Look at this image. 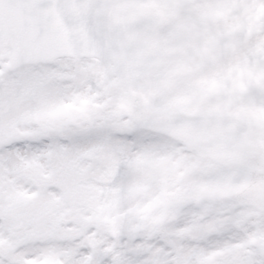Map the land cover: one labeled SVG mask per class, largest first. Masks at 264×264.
<instances>
[{
    "label": "snow or ice",
    "instance_id": "6c2138e0",
    "mask_svg": "<svg viewBox=\"0 0 264 264\" xmlns=\"http://www.w3.org/2000/svg\"><path fill=\"white\" fill-rule=\"evenodd\" d=\"M83 6L0 0V264H264V197L89 86Z\"/></svg>",
    "mask_w": 264,
    "mask_h": 264
},
{
    "label": "rangeland",
    "instance_id": "374dc122",
    "mask_svg": "<svg viewBox=\"0 0 264 264\" xmlns=\"http://www.w3.org/2000/svg\"><path fill=\"white\" fill-rule=\"evenodd\" d=\"M164 16L154 43L165 53L151 75L154 111L229 113L244 119L264 144V0H152ZM82 71L101 90L116 115L131 117V98L113 88L111 65L81 59ZM146 102L147 98L143 94ZM169 138V137H168ZM178 142L169 138V143ZM180 143V142H179ZM183 145V144H182ZM192 167L221 172L239 192L251 181L239 166L221 168L186 148ZM239 180L233 189L231 181Z\"/></svg>",
    "mask_w": 264,
    "mask_h": 264
},
{
    "label": "water",
    "instance_id": "95a60500",
    "mask_svg": "<svg viewBox=\"0 0 264 264\" xmlns=\"http://www.w3.org/2000/svg\"><path fill=\"white\" fill-rule=\"evenodd\" d=\"M76 10L81 19L77 42L81 58L93 57L112 64L114 88H125L132 97V119L148 123L155 131L183 143L189 151L223 166L241 165L253 182L240 194L264 197V146L247 123L229 114L198 116L182 110L153 111L150 74L164 60L153 38L163 23L150 0H82ZM148 97L141 105V89Z\"/></svg>",
    "mask_w": 264,
    "mask_h": 264
}]
</instances>
